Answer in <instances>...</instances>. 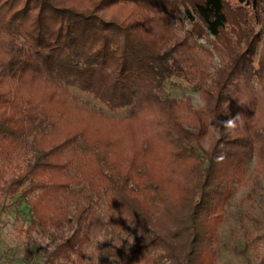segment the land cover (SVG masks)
Instances as JSON below:
<instances>
[{
	"label": "trees",
	"instance_id": "1",
	"mask_svg": "<svg viewBox=\"0 0 264 264\" xmlns=\"http://www.w3.org/2000/svg\"><path fill=\"white\" fill-rule=\"evenodd\" d=\"M83 3L0 0V156L25 142L31 153L6 192H35L26 202L29 225L43 227L62 216V191H92L142 233L127 255L155 245L162 253L142 256L152 263L213 264L217 227L249 160L264 183V33L254 31L264 0ZM113 6L124 13H100ZM213 56L218 62L210 67ZM170 77L190 81L201 106L161 97ZM69 87L109 111L126 108L117 122H128L130 135L144 128L138 146L130 140L129 157L117 137L90 133L85 113L71 120ZM237 114L236 127L227 129L222 121ZM209 122L216 136L203 147ZM152 147L165 148L170 160L159 178L145 160ZM78 156L81 163L73 160ZM85 209L76 207L78 222ZM162 213L172 225L168 241L165 234L144 235ZM81 239L72 233L48 259L77 252Z\"/></svg>",
	"mask_w": 264,
	"mask_h": 264
},
{
	"label": "rangeland",
	"instance_id": "2",
	"mask_svg": "<svg viewBox=\"0 0 264 264\" xmlns=\"http://www.w3.org/2000/svg\"><path fill=\"white\" fill-rule=\"evenodd\" d=\"M73 4H84L85 0H70ZM120 3L127 8L124 1ZM181 10V8H179ZM100 13L105 18L123 14L118 7L103 9ZM179 19L176 22L180 30H186L187 24ZM254 31L261 35L264 33V13ZM196 42L207 46L202 38H196ZM259 45H257V49ZM215 56L211 59V66L217 65ZM73 96L70 106H74L71 120L78 121L82 114L89 116L88 131L107 134L117 137L121 142V154L129 157L133 148L138 146L143 136L144 128L138 127V133L134 130L128 132L127 123H118L127 109L109 111L102 104L94 100L88 94L80 93L74 87L68 88ZM161 97L175 100L185 99L192 108H199L201 101L193 85L186 78L170 77L163 81ZM102 121L101 119H103ZM112 119V120H110ZM101 120V121H100ZM145 133V132H144ZM138 134V135H136ZM146 134V133H145ZM149 135V133H147ZM150 136V135H149ZM216 136V126L208 123V134L203 140V147H207ZM121 139V140H120ZM120 140V141H119ZM135 141V142H134ZM114 143V141H113ZM77 147L82 148L78 142ZM67 154L70 151L66 152ZM166 149L151 148L145 155L149 163L148 173L152 178L162 177L163 169L169 165ZM31 153L26 142L18 144L15 150L0 156V264H99L100 256H107L104 264H157L142 256H156L162 253V248L152 245L148 253L127 255L125 252L131 242L141 236V232L135 230L124 211L118 206L108 205L101 196L94 195L86 189L80 191L77 187H70L56 196L61 208L62 216H58L56 222H50L43 227H31L29 225L27 199H32L35 192L23 196L18 189L14 195L6 192L10 180L19 174ZM81 158L73 157L77 163ZM71 168L68 174H72ZM149 202L151 199L148 200ZM86 206L82 213L84 219L76 220V207ZM156 220V221H155ZM172 225L165 218V214H159L146 228L144 235L171 234ZM72 233L82 237L78 251L63 257L48 259L53 248L64 241ZM169 240V237L166 238ZM213 264H264V183L253 171V162L249 160L245 168V178L237 186L232 196L227 200L223 210V218L216 230L215 255ZM158 264H166L158 263Z\"/></svg>",
	"mask_w": 264,
	"mask_h": 264
},
{
	"label": "clouds",
	"instance_id": "3",
	"mask_svg": "<svg viewBox=\"0 0 264 264\" xmlns=\"http://www.w3.org/2000/svg\"><path fill=\"white\" fill-rule=\"evenodd\" d=\"M239 118H240V114H237L235 117H231L230 119L222 121V123L227 129H233L236 127V121Z\"/></svg>",
	"mask_w": 264,
	"mask_h": 264
}]
</instances>
